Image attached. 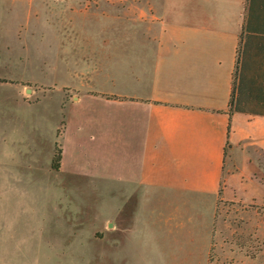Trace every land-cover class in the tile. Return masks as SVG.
Returning a JSON list of instances; mask_svg holds the SVG:
<instances>
[{
    "label": "crops",
    "instance_id": "obj_1",
    "mask_svg": "<svg viewBox=\"0 0 264 264\" xmlns=\"http://www.w3.org/2000/svg\"><path fill=\"white\" fill-rule=\"evenodd\" d=\"M120 3L84 7L125 14L133 25L121 36L128 46L119 55L124 69L111 73L112 90L87 91L109 112L112 244L127 239L158 249L171 264H264V181L250 156L239 171L227 170V148L235 143L242 153L264 152V0ZM250 9L255 84L243 89L249 109L231 114ZM221 201L240 206L235 224L222 218L217 230ZM6 260L0 256L1 264Z\"/></svg>",
    "mask_w": 264,
    "mask_h": 264
},
{
    "label": "rangeland",
    "instance_id": "obj_2",
    "mask_svg": "<svg viewBox=\"0 0 264 264\" xmlns=\"http://www.w3.org/2000/svg\"><path fill=\"white\" fill-rule=\"evenodd\" d=\"M96 1L0 0V256L9 264H171L158 249L112 244L109 112L87 91L112 90L133 25L84 9ZM227 154V170L250 156L264 181V152L235 143ZM239 206L219 203L217 230L222 218L235 224Z\"/></svg>",
    "mask_w": 264,
    "mask_h": 264
},
{
    "label": "trees",
    "instance_id": "obj_3",
    "mask_svg": "<svg viewBox=\"0 0 264 264\" xmlns=\"http://www.w3.org/2000/svg\"><path fill=\"white\" fill-rule=\"evenodd\" d=\"M252 17H254V9H250L249 17L245 24V30L247 31L246 38L243 40V45L241 41L242 47H239L238 50V58H237V65L234 74V81H233V91L230 101V108L234 107L236 112H244L249 109L248 99L245 97L242 99L243 89H248L251 91L250 85L255 84V54H253V50L255 48V44L257 38L254 34H252L251 30H254V25L252 24ZM243 50V51H242ZM251 50V51H250ZM243 53V57L242 56ZM252 69V77H250V71ZM254 112L262 113V111H258L254 109ZM232 114V112L230 111ZM59 152L55 153L54 160H53V167L56 170H59L61 167V161L63 159V151L62 149L58 150Z\"/></svg>",
    "mask_w": 264,
    "mask_h": 264
}]
</instances>
